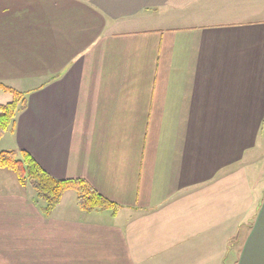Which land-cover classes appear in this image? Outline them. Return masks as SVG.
Segmentation results:
<instances>
[{
	"label": "crops",
	"instance_id": "0c3cea01",
	"mask_svg": "<svg viewBox=\"0 0 264 264\" xmlns=\"http://www.w3.org/2000/svg\"><path fill=\"white\" fill-rule=\"evenodd\" d=\"M0 82V151L122 207L0 169V264H264V0H0Z\"/></svg>",
	"mask_w": 264,
	"mask_h": 264
},
{
	"label": "trees",
	"instance_id": "16d2710c",
	"mask_svg": "<svg viewBox=\"0 0 264 264\" xmlns=\"http://www.w3.org/2000/svg\"><path fill=\"white\" fill-rule=\"evenodd\" d=\"M0 90L12 96V101L0 105V141L15 123L17 114L26 106V94L0 82ZM0 169L12 172L18 183L30 187L35 202L43 206L44 215L51 216L68 192L76 194L84 213L111 211L116 216L122 207L110 202L84 180H59L47 173L26 151H0Z\"/></svg>",
	"mask_w": 264,
	"mask_h": 264
},
{
	"label": "rangeland",
	"instance_id": "374dc122",
	"mask_svg": "<svg viewBox=\"0 0 264 264\" xmlns=\"http://www.w3.org/2000/svg\"><path fill=\"white\" fill-rule=\"evenodd\" d=\"M12 96L8 93H5L4 91L0 90V105L7 104L12 101ZM64 204L62 205L64 208L67 209H75L77 208L76 203H75V195L74 192H69L67 193V196L63 202Z\"/></svg>",
	"mask_w": 264,
	"mask_h": 264
}]
</instances>
